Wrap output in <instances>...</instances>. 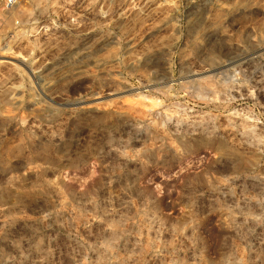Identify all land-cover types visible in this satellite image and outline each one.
Instances as JSON below:
<instances>
[{"label":"rangeland","instance_id":"1","mask_svg":"<svg viewBox=\"0 0 264 264\" xmlns=\"http://www.w3.org/2000/svg\"><path fill=\"white\" fill-rule=\"evenodd\" d=\"M0 264H264V0H0Z\"/></svg>","mask_w":264,"mask_h":264},{"label":"built area","instance_id":"2","mask_svg":"<svg viewBox=\"0 0 264 264\" xmlns=\"http://www.w3.org/2000/svg\"><path fill=\"white\" fill-rule=\"evenodd\" d=\"M18 2V0H6V5L8 7H13L14 5H16Z\"/></svg>","mask_w":264,"mask_h":264},{"label":"bare ground","instance_id":"3","mask_svg":"<svg viewBox=\"0 0 264 264\" xmlns=\"http://www.w3.org/2000/svg\"><path fill=\"white\" fill-rule=\"evenodd\" d=\"M50 97H51V95H50ZM50 97H49V99H50ZM57 97V96H56ZM51 99H53V98H51ZM54 100H55V98H54ZM58 100V99H57ZM52 101V100H51Z\"/></svg>","mask_w":264,"mask_h":264}]
</instances>
